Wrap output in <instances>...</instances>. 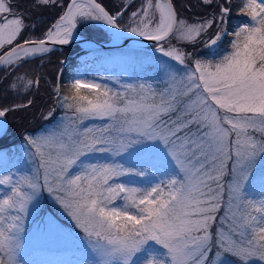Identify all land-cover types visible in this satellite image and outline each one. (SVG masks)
<instances>
[{"label": "snow or ice", "instance_id": "1", "mask_svg": "<svg viewBox=\"0 0 264 264\" xmlns=\"http://www.w3.org/2000/svg\"><path fill=\"white\" fill-rule=\"evenodd\" d=\"M132 3L110 12L98 0H31L26 11L0 0V70L17 95L41 79L18 69L50 45H89L92 25L152 44L137 83L77 74L53 86L47 126L23 137L24 167L0 173V264H29L25 220L47 200L82 234L66 264H264V0H239L233 31V0H197L204 13L191 21L173 0ZM48 9L55 20L21 39L36 30L31 13ZM33 103L0 105V134Z\"/></svg>", "mask_w": 264, "mask_h": 264}, {"label": "trees", "instance_id": "2", "mask_svg": "<svg viewBox=\"0 0 264 264\" xmlns=\"http://www.w3.org/2000/svg\"><path fill=\"white\" fill-rule=\"evenodd\" d=\"M98 2L102 3L110 12L117 11L119 6L121 5V1L119 0H98ZM137 2L132 3V7L129 9V12L136 7ZM173 2L176 6V10L178 14L182 18H185L189 21L193 20L195 17L202 16L204 13V9L197 6V0H173ZM238 3L239 0H233L232 19H230L228 31H233L234 26L239 22L237 18V7H236ZM58 11L59 9H48L46 12L50 15V17L43 21L40 20L39 24H37L36 30L33 31V35L40 36L43 29L46 28L55 20ZM126 14L128 13H125V15ZM92 29L94 28L90 27L89 33H86L85 35H90L91 37H95L98 34L102 33V31L99 29L97 30L100 33ZM231 39H232L231 37H225L223 42L220 44V48L222 50H226L228 48V44ZM202 46H203L202 43L198 44L195 48L190 46L188 48V51L202 52L203 51ZM134 49H135L134 51L138 52L137 54L134 55L131 54L130 52L131 50H128L127 48L121 46L111 50L80 52L77 55L70 57L69 56L70 51L71 53H73L79 50L78 46H73L71 48H67L63 50V52L55 51L48 54L47 56L31 59L27 63L30 64V67L31 65H33L31 71L34 72L36 76L43 75L42 78L47 79V82H49L50 78L56 80L55 76L53 75L54 73L53 62L57 61V65L59 64L60 66L59 59L61 58V56H63L62 54L66 53L64 57H68V59L67 62L65 60V64L61 70V74L59 77V84L61 86L62 91L66 89L70 80L78 72L87 73L90 68L93 69L94 72H96L97 68L100 67H104L106 69L104 71L113 72L118 70L116 67L120 66L119 64L126 65V68L122 70L121 74L125 76L128 83H137L140 81L141 77L145 75L140 70L141 67L146 64L140 61L142 55L141 53H145L146 51L152 49V46H140ZM221 54H223V51H221ZM112 55H118L121 60L119 62H112L110 60V56ZM47 58L53 60V62L49 63L51 65L50 69L49 68L46 69L44 68L43 64H39L42 60H45ZM87 63H92V66L86 67ZM147 75L150 76L152 75V73L148 72ZM4 83L5 81H0V105L17 104L16 102L25 103L29 98L33 99L34 101L33 105L30 108L26 110L15 111L13 113L11 112L10 118L9 115H7L6 117L7 130H9L10 126L12 125V127L15 129L14 137L5 141L3 140L5 134L2 137H0V154L7 153V160L15 157L16 159L15 165H20L22 162V158L20 156V146L23 141L22 137L26 133H35L42 126H47V122L43 121L41 114L43 113L44 108H48V104L51 101L50 99L53 98V96L52 97L36 96L35 91L32 90L31 93L27 95L25 94L20 95L21 97H19V95L17 94L13 95L12 93L11 96L8 97L6 95H3L5 93V91L2 89ZM61 114H62V110H58L57 116ZM92 123L99 124L100 122L96 121ZM6 167L7 166L4 164L3 157L2 155H0V169L3 170ZM22 167H24V165H22ZM45 204L47 207V202H45ZM48 204L53 211L55 210L58 211L57 206H55L50 202H48ZM80 256H81V251L78 253L75 252L69 253L66 251L54 252L47 250H34L22 255L23 260L28 261L29 264L31 263L66 264V262L68 261L79 259Z\"/></svg>", "mask_w": 264, "mask_h": 264}, {"label": "rangeland", "instance_id": "3", "mask_svg": "<svg viewBox=\"0 0 264 264\" xmlns=\"http://www.w3.org/2000/svg\"><path fill=\"white\" fill-rule=\"evenodd\" d=\"M31 1V0H30ZM121 1V0H119ZM141 3V0H138L137 5L135 8L139 7ZM134 8V9H135ZM133 9V10H134ZM40 12H33V17L39 16ZM185 19V18H184ZM121 26L126 28L128 26V14L123 16V18L120 21ZM92 30H96V32L100 33L97 29L101 30L102 33L98 34L95 37H92L93 40H96L98 42H108L112 40L113 38L108 32V29L100 24H95L91 26ZM126 33L127 32H122ZM31 34V33H30ZM30 34H27L28 37H30ZM32 37V34H31ZM76 46V45H73ZM71 46V47H73ZM68 47V48H71ZM123 47L127 48L128 50H131V54H137L138 52L134 51L136 47H140V45L136 44H128L124 45ZM203 48V46H202ZM151 52V49L146 51L145 53H141V59L140 61L144 63H148L146 60V56ZM74 53V52H73ZM71 51L69 52V55H72ZM63 56L66 55V53L62 54ZM159 55V54H157ZM61 56V57H63ZM66 58V57H65ZM110 60L112 62H119L121 59L118 55H112L110 56ZM53 62V60L45 59L42 60L40 63L43 64L44 68H51V65L49 63ZM67 62V61H66ZM53 69L54 73L53 75L57 76L58 70L60 69L61 65H64V62H60L57 65V61L53 62ZM120 66H117V71H104L106 70L104 67L97 68L96 73L94 74L93 69H89L87 73L84 72H78L77 74L81 75L85 79H94L96 82L108 84L110 87H119V84L116 83V80H119L120 83L127 84L128 81L126 80L125 76L122 75V70L126 68L125 64H119ZM92 66V63H87L86 67ZM31 68H33V65L30 64L23 66L19 71H17L16 75L27 73V75L31 78L36 77L35 73L31 71ZM137 69V68H136ZM91 72V74L89 73ZM34 73V74H33ZM76 74V75H77ZM15 79V75L11 76L10 79H8L4 84L2 89L5 91L3 95H6L8 97L11 96V93L15 95L16 93L8 89V85L12 83V81ZM44 81V82H43ZM40 80L39 90L35 91L36 96L41 97H52V88L56 84V80L53 78H50V81L47 82V79ZM21 93L20 95H22ZM19 95V97H21ZM51 101L48 104V108H44L43 113H46L50 107L53 106L54 101L53 98L50 99ZM17 104H21L20 102H16ZM13 113V112H12ZM9 118L11 117V112L8 114ZM62 115V114H61ZM13 116V114H12ZM60 116V115H59ZM12 120V119H11ZM44 121V120H43ZM15 129L10 126L9 130H7L4 136V141L9 140L14 137V131ZM31 134V133H28ZM25 135V134H24ZM23 135V137H24ZM22 137V139H23ZM24 141H22L21 146L23 145ZM21 146H20V156H21ZM16 159L15 157L10 158L7 160V163L4 164L7 166L5 169L1 170L0 173L7 170H14L13 165H15ZM23 162H21L20 165H16L18 167H22ZM45 202H47V207ZM48 202L52 203L50 200L42 201L41 202V209L39 212L37 211H31L29 212L26 220H25V231L22 234L23 235V243L21 248V255H24L26 253H29L30 251L34 250H47V251H60V252H75L78 253L81 251L80 249V240L77 238L78 235H82L78 233V230L74 227L73 223L71 222L70 218H68L62 211L58 209L53 211L50 207ZM53 204V203H52ZM74 261V260H73ZM34 264V263H31Z\"/></svg>", "mask_w": 264, "mask_h": 264}, {"label": "water", "instance_id": "4", "mask_svg": "<svg viewBox=\"0 0 264 264\" xmlns=\"http://www.w3.org/2000/svg\"><path fill=\"white\" fill-rule=\"evenodd\" d=\"M128 44H136V45H140V46H152L151 42L143 41L142 38H140V37L131 36L130 34H126V33H121V39H119V40L112 39V40H110L108 42H98L96 40L91 39V43L89 45L84 44L83 41L77 42V43H75L73 45H78L79 47H81V49L79 51H77V53H80V52L89 51L88 50L89 48H92L95 51H103V50L114 49V48H117V47H120V46H124V45H128ZM73 45H71V46H73ZM71 46H59V45L51 46L50 45V47H53L55 49L52 52L61 51L63 49L71 47ZM52 52H50V53H52ZM50 53H48V54H50ZM48 54H45L43 56H46ZM62 67L63 66H61L60 69L58 70L56 83H57V81L59 79V75L61 73ZM3 126H4V129L6 131V129H7L6 119H4ZM3 134H0V137Z\"/></svg>", "mask_w": 264, "mask_h": 264}, {"label": "flooded vegetation", "instance_id": "5", "mask_svg": "<svg viewBox=\"0 0 264 264\" xmlns=\"http://www.w3.org/2000/svg\"><path fill=\"white\" fill-rule=\"evenodd\" d=\"M138 0H133V2H137ZM31 3V1L30 0H18V7L19 8H21V9H24V10H26V11H28V5ZM47 10H43V11H41L40 13V15L38 16H35V17H39V19H37L36 20V24H39V22H40V20L41 21H43V20H45V19H48L49 17H50V15L46 12ZM31 15L33 16V13H31ZM122 19V18H121ZM32 34V37H39L38 35H33V31H31V30H29V31H26L25 33H24V35L21 37V39H25V38H29L28 36H27V34ZM31 34H30V37H31ZM60 52H63V50L62 51H60ZM70 56V55H69ZM67 59H68V57H61L60 59H59V61L60 62H64L65 63V60L67 61ZM26 64H28V63H25L23 66H25ZM39 64H42V63H39ZM21 69V68H20ZM17 71H19V69L17 70ZM41 79L40 80H42V79H44V78H42V76L43 75H38ZM11 77V76H10ZM10 77H8L7 79H5V73H4V71L3 70H0V81H7L8 79H10Z\"/></svg>", "mask_w": 264, "mask_h": 264}]
</instances>
